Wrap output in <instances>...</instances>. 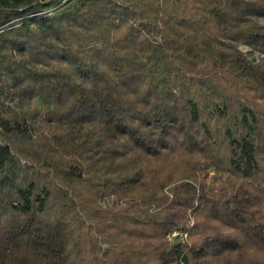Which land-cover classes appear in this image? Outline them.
Here are the masks:
<instances>
[{
    "label": "trees",
    "instance_id": "obj_1",
    "mask_svg": "<svg viewBox=\"0 0 264 264\" xmlns=\"http://www.w3.org/2000/svg\"><path fill=\"white\" fill-rule=\"evenodd\" d=\"M261 18L0 0V264H264Z\"/></svg>",
    "mask_w": 264,
    "mask_h": 264
},
{
    "label": "rangeland",
    "instance_id": "obj_2",
    "mask_svg": "<svg viewBox=\"0 0 264 264\" xmlns=\"http://www.w3.org/2000/svg\"><path fill=\"white\" fill-rule=\"evenodd\" d=\"M259 21L262 22V23H264V18L259 19ZM241 49L244 50L247 53L248 57L251 60H253V61L257 62V63L264 64V54L263 53H260L258 51H253L247 45H242L241 46ZM1 211H2V208H1V202H0V212Z\"/></svg>",
    "mask_w": 264,
    "mask_h": 264
},
{
    "label": "built area",
    "instance_id": "obj_3",
    "mask_svg": "<svg viewBox=\"0 0 264 264\" xmlns=\"http://www.w3.org/2000/svg\"><path fill=\"white\" fill-rule=\"evenodd\" d=\"M176 236H180L183 240H186L188 237V234L185 232L174 231L169 234V239L173 240Z\"/></svg>",
    "mask_w": 264,
    "mask_h": 264
}]
</instances>
